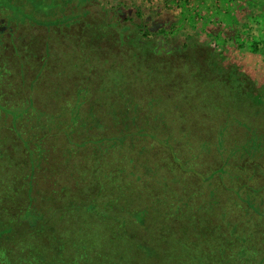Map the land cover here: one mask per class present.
Masks as SVG:
<instances>
[{"label":"rangeland","instance_id":"rangeland-1","mask_svg":"<svg viewBox=\"0 0 264 264\" xmlns=\"http://www.w3.org/2000/svg\"><path fill=\"white\" fill-rule=\"evenodd\" d=\"M202 3L264 41V0ZM187 10L0 0V264H264V51Z\"/></svg>","mask_w":264,"mask_h":264},{"label":"trees","instance_id":"trees-1","mask_svg":"<svg viewBox=\"0 0 264 264\" xmlns=\"http://www.w3.org/2000/svg\"><path fill=\"white\" fill-rule=\"evenodd\" d=\"M203 1L204 0H169V5L173 6L175 8H178V10L179 9L180 10H184L185 12H186V9H189V10H187L189 12V14H187V16H188L187 20L191 23V25H193L192 28L195 29V30H196V27H194V24L196 22V19H198V18L199 19H204L205 25H209V27L213 26L214 30H216V31H218V29L222 30V28H219V27H221V25H223V24L227 25L228 28L233 26L235 28V30H236L238 28V23L243 22V25H242L243 29L241 30L242 32H239V31L237 32L236 31V33H235L236 38H232V36H230L231 32L230 31H225L224 34H223L224 36H222L223 37L222 43H231L232 45L236 46L237 48L248 47V48H251L250 50L252 52H259L260 50L264 51V41H257V40L253 39L254 38L253 37L254 34H256V30L254 28L255 24L260 23V25H261L260 21H258V20H250L248 18V16H242V18H244V19L241 22L240 21L236 22V20H234V23L231 24V21L229 20V18H228V20H222V18H219L220 16H217V15L213 16L212 14H210L209 11H207L204 8V6H202L204 11H203V14H201L198 10H195L194 6H201V4L203 5V3H202ZM193 4H194V6H192ZM211 5H212L211 8H214V9L217 8L215 3L214 4L211 3ZM252 5L257 7L256 8L257 9L256 13H258V11L260 10V8L258 7V4L252 3ZM218 12L220 14H224V13L227 14L228 13V12L220 10V9H218ZM225 25H223V26H225ZM225 29H227V27ZM170 30H171V28H170ZM206 34L209 35V36L212 35V34H209V33H206ZM241 34L243 35L242 37H245L244 41L239 39V37H241ZM213 35L216 36L218 34H213ZM57 251L58 250H56V253H55V250H54V252L51 255H54L53 257H55L56 254H57Z\"/></svg>","mask_w":264,"mask_h":264},{"label":"crops","instance_id":"crops-1","mask_svg":"<svg viewBox=\"0 0 264 264\" xmlns=\"http://www.w3.org/2000/svg\"><path fill=\"white\" fill-rule=\"evenodd\" d=\"M5 41H1L0 40V48H5L6 46H3V43ZM6 43V42H5ZM4 43V44H5ZM2 50V49H0ZM2 53V51H1ZM0 53V54H1ZM4 64V66L6 67L5 69L0 68V72H5L2 77H0V92L4 93L5 95L7 94L6 92L9 91L11 92L9 83L10 80H8V78L10 79V74L12 73L11 71V65H10V58L8 60V58L6 57V54L4 55V59L3 57H1L0 55V65ZM5 74L8 75L7 81L4 79ZM12 81V80H11ZM9 95V94H8ZM11 98V96H10ZM2 107L7 108H13V101L12 99H7L6 97L4 99L0 100V146L1 148L5 147L6 145L1 144V140L3 141H8L10 140V137H12V126L13 124H18V120H17V116H11L12 115V111L11 109H9V114H1L2 113ZM11 130V131H10Z\"/></svg>","mask_w":264,"mask_h":264}]
</instances>
